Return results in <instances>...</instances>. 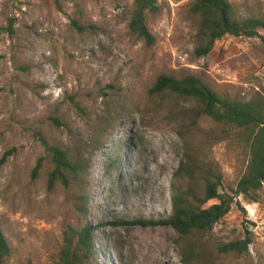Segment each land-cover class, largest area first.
<instances>
[{
    "label": "rangeland",
    "instance_id": "374dc122",
    "mask_svg": "<svg viewBox=\"0 0 264 264\" xmlns=\"http://www.w3.org/2000/svg\"><path fill=\"white\" fill-rule=\"evenodd\" d=\"M155 1L147 46L128 28L134 0H0V160L11 151L0 164L7 264H54L66 228L86 225L96 229L88 264H182L185 247L199 258L190 264H264V183L250 197L235 194L247 149L231 132L218 140L223 127L195 118L193 101L148 92L161 75L193 76L231 100L264 97V44L225 36L196 57L194 0ZM227 1L239 18H264V0ZM41 138L82 162L81 180L48 188L52 165ZM185 155L198 172L178 185L198 200L216 171L218 193L233 197L228 214L185 239L166 226L134 224L170 215ZM245 237L241 256L218 252Z\"/></svg>",
    "mask_w": 264,
    "mask_h": 264
},
{
    "label": "trees",
    "instance_id": "16d2710c",
    "mask_svg": "<svg viewBox=\"0 0 264 264\" xmlns=\"http://www.w3.org/2000/svg\"><path fill=\"white\" fill-rule=\"evenodd\" d=\"M158 6L155 0H134L130 13L128 28L131 34L142 40L147 46L154 44L146 24V14H155ZM190 13L197 19V34L199 45L194 54L196 57H205L211 51L214 43L225 36L234 38H258L264 44V37L259 32H264V18L236 16L232 5L227 0H194L190 5ZM72 25L78 31L82 28L77 22ZM10 35L13 34L11 23L7 27ZM149 94L168 92L195 103L194 117L207 118L223 130L218 134V140L232 133L234 140L247 149L249 161L244 174L239 179L235 194L250 197L258 192L264 183V97L257 96L248 101H236L222 97L214 92L208 85L196 77L185 76L175 78L161 75L157 78ZM58 124L57 120H53ZM48 156L52 169L48 174V188H52L56 181L67 186L69 181L81 180L85 173L82 162L73 160L68 153L48 145L40 139ZM11 151L4 153L0 164L5 162ZM41 166L40 161L33 170L35 176ZM198 172V167L191 158L185 155L176 173L172 190L170 215L159 221H137L134 224L148 226H166L171 228L181 239L191 235L206 234L224 218L230 211L233 197L219 194L221 176L216 171H211L207 177L204 191L200 199H194L190 190L178 185L187 177L192 178ZM217 201L205 207L210 201ZM115 224L123 225L122 222ZM104 226V225H102ZM96 229L86 225L79 231L67 227L62 239V247L54 264H88L95 258L94 233ZM250 240H233L218 245L221 254L241 256L247 252ZM188 250V251H187ZM11 257V248L0 232V264H7ZM199 258L185 247L181 254V263L190 264Z\"/></svg>",
    "mask_w": 264,
    "mask_h": 264
}]
</instances>
